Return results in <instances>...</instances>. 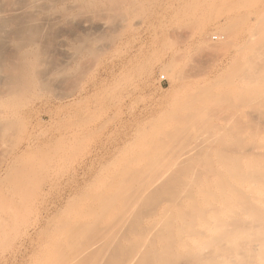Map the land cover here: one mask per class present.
<instances>
[{
  "label": "rangeland",
  "instance_id": "rangeland-1",
  "mask_svg": "<svg viewBox=\"0 0 264 264\" xmlns=\"http://www.w3.org/2000/svg\"><path fill=\"white\" fill-rule=\"evenodd\" d=\"M12 3L1 0L0 7L7 6L9 9L14 5ZM125 5L123 16L118 14V17L111 21V28L102 32L91 30L92 28L81 29L72 22H65L67 25L50 22L52 25L49 23V26L48 22H44L41 27L42 20L36 21L40 25L41 33L44 36L49 33L46 38L51 37L40 47L42 50L39 49L45 59L39 65L31 63V57L21 56L27 41L24 39L26 37L22 38L25 43L20 41L21 34H17L19 27L25 25V18L23 21L21 15L17 16L21 12L13 16L14 12L10 11V15L15 17L13 23L17 29L9 27V31H1L3 34H0V63L3 61L1 64L10 67L11 73L13 70L18 73L19 69H24H21L19 74L23 81H26L23 84L25 87L20 90L22 94L18 92L9 97V94L4 95L1 92L8 90H3L5 86L8 87V77L5 78L7 73L0 76V111H8V116L0 119V264H48L51 242L54 244L55 241L63 239L66 228L71 234H75L71 230H75L77 225L80 228L81 225L72 220V214L83 206L93 209L91 205L97 203V197L107 193L110 188L108 185L113 186L112 177L116 173L126 177L130 172L132 175L139 174L138 176L147 172L144 175L146 176L148 173L156 174L160 170L156 172L153 169L148 172L144 171L146 169L141 170L143 167L140 171L134 168H140L143 164L140 157H144V152L141 153L143 156L136 154L145 142L166 140V145L178 148L179 152L187 147L192 148L194 144L195 147L199 145L202 148L205 135L213 131L214 134L218 133L219 126L226 121V118L222 119L224 114L226 116L229 110H235V107L227 110L226 101H219L225 96V91L226 94L229 92V86L232 87L233 84L235 87L234 84L238 83L236 74H233V79L232 73L247 67L248 54L264 45V0H126ZM5 7L2 9L6 10ZM7 11L5 18H11ZM79 12L74 11V14L78 15ZM45 15L42 16L46 17ZM16 24L21 25L16 27ZM25 28L26 25L23 29ZM94 31L97 33H93ZM61 33L75 37L70 41V51H73V56L75 54L74 58L72 54H65L73 59L63 56L59 51L60 36L57 35ZM11 38H14L13 41L18 38L20 42H13ZM229 39L234 40L230 46L225 43ZM22 43L24 45H21ZM253 89V85L244 84L243 87L236 88V93L250 94ZM198 93L201 95L198 96ZM208 94H213L211 100L210 96H206ZM197 98H208L210 102L202 103ZM221 103L225 108L220 107ZM237 107L246 114V121L249 119L252 123L264 127V113L262 117L260 113L254 115V107L247 102ZM261 107L263 111L264 105ZM168 132L172 134H167ZM206 140L208 141L207 137ZM181 143L187 147L181 148ZM150 144L152 143L149 142ZM149 145H144V150L139 151H145L147 148L150 150ZM153 145L154 143L151 147ZM188 156L182 155L184 161ZM205 156L210 159L209 155ZM198 157L195 159L202 162L204 153ZM214 158L217 160L216 156ZM131 159L133 162L134 159L137 160L134 162L136 164L133 169H126L132 166L128 164ZM197 160L193 158L188 163L181 160L179 170L177 167L171 169L172 173H191ZM190 163L193 166L191 165L189 170L188 167L186 171L181 169ZM197 164L199 166L200 163ZM142 166L145 167L146 164ZM199 167L202 171L203 167ZM194 168L197 171V167ZM197 172L204 173H199V170ZM154 193L148 201L146 199L141 202L145 203V206L140 203L134 216L130 218L132 221L128 219L119 226V234L110 243L112 248L108 244L103 252H96L98 256L103 254L104 258L101 256L105 259V264H114L119 259L125 261L131 253L127 245L129 242L124 241L123 244L122 237L126 236L131 226H135L137 221L140 222L139 220L153 210L151 207L160 198L158 193ZM13 201L19 204V210L16 209L19 213L14 217L12 214L8 216L7 211L3 214V206ZM92 219H96L93 220V225H88L92 221L89 220L86 228L82 230L86 234L76 238L83 241L77 240L76 244V240H72L75 245L72 244L71 247L75 249L85 246L81 244L87 245L105 228L101 225L106 224L100 223L99 219ZM62 227H65V231L61 230ZM87 228L89 230H86ZM73 235H70L71 238ZM60 243L63 244V240L58 242L59 248L62 246ZM65 248L62 251L60 248L59 253L67 256L69 248ZM117 249L122 252L118 253ZM69 251L71 258L78 252L71 248ZM87 255L91 256L90 252ZM70 257L67 259L72 262ZM88 258L90 257L85 255L81 262L87 261ZM102 258L99 257V260ZM78 259L74 257L73 261ZM99 260L95 263L90 260V263L98 264ZM75 262L78 264L80 260ZM99 262L101 264L102 261Z\"/></svg>",
  "mask_w": 264,
  "mask_h": 264
},
{
  "label": "bare ground",
  "instance_id": "bare-ground-1",
  "mask_svg": "<svg viewBox=\"0 0 264 264\" xmlns=\"http://www.w3.org/2000/svg\"><path fill=\"white\" fill-rule=\"evenodd\" d=\"M8 1H10L11 3L13 1L12 4L14 5L11 4L12 5L11 7L13 6L15 7L13 8L10 7L11 9L9 8L10 9L9 10L8 8H6L7 6L5 7L1 5L0 15L1 13L3 14L1 15L2 19L0 18L2 22V23L0 22L1 25L0 34H3L1 33V31L4 32L9 31V27H12V29L15 30L17 29L15 28V24L13 23L15 19V17L13 16L15 14H17L18 12L24 13V15L27 14V16L25 17L24 15L22 16L21 13L17 14V16L21 15L20 17H23V21L25 18L24 24L26 25V28L23 29L25 25H23V27L20 28L21 24H16V27L20 26L19 27L20 30L18 29L19 34H17V36L21 34L19 40L23 41L22 38L26 37L24 39L27 41V42L25 41L26 42L25 50L23 49L24 52L23 54L21 53L22 54L21 56H23V58L31 57L33 60L31 61V63L35 62V64L37 63L38 65L42 63L44 59L43 58L44 54L40 52L42 50L40 47H42L45 40L50 37L49 36L46 38V36L49 33L46 34L45 36L43 35V33H41L42 30L39 28V26L41 25L42 27L44 22L45 23L48 22L47 26H49L50 22L56 25H64L66 24L65 22H69V23L72 22V23H76L77 26L81 27V29L88 30L89 28L90 29L92 28L91 30L95 29L96 31L98 30L99 32L100 31L102 32L105 29L108 30L109 27L113 25L111 21H114L115 18L118 17V14L121 16V14L126 8L125 5L126 0H107V1L106 0L104 1L102 0H8ZM2 7H5L6 10L2 9ZM6 11L9 12V16H11L10 15L11 12L12 13L14 12L13 14L11 13L13 16H11V18L10 17L5 18L7 15V13L6 15H4ZM74 11H80V12L77 15L74 14ZM43 14H46L47 16L45 15L46 17H44L42 16ZM27 17H29V19H27ZM18 19L19 18H17V20ZM36 21L39 22L41 21L42 23H40L39 25L38 22ZM34 23L38 24V26L35 25ZM52 23H50V25H52ZM16 33L17 31L15 32V34ZM93 33H97V32L94 31ZM7 35H9V33ZM68 35L65 33L64 34L61 33V35H57V37L60 36L59 38L60 43L58 42L59 51L61 52V54L63 53V56L65 54L67 55L72 54V57L74 58L75 54L73 56V51H70L71 49L70 41L75 39V37H73L72 35H71L72 37H70V35L69 36ZM14 38H16V36H14ZM14 38H11L12 41ZM232 39L226 41L225 42L226 45L228 46L232 45L234 42V40ZM15 40L19 41L18 38ZM24 43H22L21 45H24ZM78 46L80 45H77V47ZM77 47H75V49ZM70 57L71 56L67 58ZM11 60L13 61V59ZM1 63H0V76L5 75V73L8 74V75L6 74V77L3 76L5 78L8 77V80H6L7 81L6 84L8 87L5 88L6 87L5 86L3 90L5 89L8 90L1 91L2 94L4 95L9 94L8 95L9 97L12 95L15 96L18 92L22 94L20 90L21 88L25 87L23 86V84H25L24 81H26V80L23 81L21 74H19L22 68L18 64V67L21 68L19 69L20 71L16 73L17 71L13 70V72L11 73V71L9 70L10 67L8 68L6 65H3ZM23 70L24 69H22V71ZM235 71L236 73L233 72L232 75L236 74V80H238V83L235 80H233L235 78V76L233 75L232 80L236 82V84H234L235 87H233V84L232 87L229 86V90L226 89L229 91V92L227 91L228 92L227 94L224 87L223 91H225L224 93L225 96L221 93V95L224 97L221 96L222 100L219 101L223 103L224 101H226L225 105L228 106L226 107V109L235 107V110L234 111L233 109L229 110L227 112L228 115L226 114V116L225 114L223 116L222 113L223 116L222 119L226 118L225 119L226 121H224L225 123L222 126H219V129H217L218 133L214 134V131L211 133L208 132L210 136L208 137L209 134H207V136L205 135L204 138L205 141L202 142L204 144L201 143L202 148L198 145L200 149L197 148L198 146L195 147L194 146L195 144L192 145L194 148L193 147L188 148L187 145H183V143H181L182 144V145L180 144L181 148L185 149L184 146H186L187 148L185 149L186 151L180 150V152L177 150L178 148L174 146L172 147L169 144L166 145L167 144L166 140H164L166 143L162 142L160 139H156L155 142L153 140L150 141L148 140L152 144L154 143L153 147H151L152 144L149 145L148 141L145 142L146 144L144 143V145H146V147L149 145L151 149L150 150L149 148L145 149V151L149 150L148 152L147 151L140 152L141 150H144L143 149L144 145H142L140 148L141 150L139 149L140 151L138 150V153L136 155L140 153L141 156L142 155L141 153L144 152L143 154L144 157L139 156L141 158L140 159L136 156V158L138 160L140 159V161H142L143 159L142 162L144 165L146 164V166L145 167L142 166L143 164L141 163L142 165L140 164L141 165L140 168L138 167H134V168H137L139 170L143 167L141 170L146 169L144 171L148 170V172L149 170H153V169H155L156 172L159 169L162 171L159 172L160 171L159 170L158 171L159 173L157 172L156 174L154 173L155 172L154 171L152 173H154L155 175L154 174L151 175L148 173L146 174V176L144 175L147 172H145L143 176L141 175L138 176L139 174L132 175V173L129 171L130 173L126 172L129 174V176L126 174V177L121 173H120L121 175H118L116 173L117 176L114 175L112 177L114 178L113 182L115 184L111 182L112 180L110 181V183H112L113 186L108 185L110 187L108 189L109 191L107 190V193H103L99 195V197H97L96 199L97 203L94 202L95 205L94 204L91 205L93 206V209H90V207L87 208L83 206L76 213L72 214L74 218V219L72 218V220H74V222L76 223L78 222L77 224L81 225L80 228L77 225L78 228L76 227L75 230L74 229L71 230L74 231L75 234L73 233L74 234L73 235L71 234L72 232H69L70 230H67V228L65 229L66 226L64 228L63 227L61 228V230L63 229V231L65 230L67 231L65 234H63V237L61 235L63 232L61 231V234L59 233L60 234L59 236L63 238L61 239L59 237L61 240L59 239L60 241H58L61 242L63 240V244L60 243L62 245L60 247L61 249L59 248V244L57 241H55L54 244L51 242L52 240L50 241L51 251L48 257L49 258L48 264H62L63 261H64L63 264H72V262H74L73 264H75L76 263L75 261L78 262V260H80L78 264H81L82 263L81 258H83L85 255L86 257H90V258H88L87 260L88 262L84 260V262H86V263L83 262L84 264H91L90 260L92 263H95L97 260H99V257L102 258L103 256L102 253L99 256L96 255V252L97 254L100 251L103 252L102 250L106 249L105 247L114 241L113 239H115L117 234H119L117 233L119 226L126 223L128 219L131 220L130 218L134 216V213L137 210L140 203L146 199L148 201L149 200L148 198L152 197L153 195L152 193L154 192L158 193L157 195H159L160 198H158V201H156L153 207H151V209L153 210L150 211L148 214H146L143 217V219L139 220L140 222L137 221V224H135V226H131V229L128 230V233H126V236L124 235L122 237L123 244H125L124 241L129 242L127 245H129L131 249V253L126 257L125 261L123 260L124 262L122 261V259L121 261L119 259V261L116 260L114 264L117 263L118 264H264V127L262 125H259L258 123L255 122L252 123V120L248 119V121H246L245 118L246 114L243 111H240L237 107L238 105L247 102V104H250L252 107H254V109L252 108V113H254L253 110L256 111L254 115L260 113L259 115H261V117L263 116L264 110L262 111L260 107L261 105L262 106L264 105V45L262 47L260 46L258 50L254 49V51H251V53L248 54L247 67H244L239 70L237 69ZM47 72L51 73L52 71L51 72L47 71ZM49 73L48 76L46 75L47 77H49ZM229 79H227L228 82ZM244 84L253 85L255 89H253L250 94L247 93L244 94L243 92L242 94L236 93V88L238 87L241 88L244 86ZM200 95L201 94H199L198 96ZM206 96H210V95L208 94ZM211 96L209 97V100L212 99ZM207 99L205 100L203 98V100L202 99H198V100H200L199 102L202 101L210 102ZM222 106L223 104L220 107L225 108V106L223 107ZM230 111L233 112L230 113ZM6 116H8V111L1 110L0 119H4L6 118ZM175 130H176L175 132L178 133L177 128H175ZM171 132H168L167 134L171 135L172 134ZM174 136L177 137L176 134ZM206 137L208 141L206 140ZM182 141L184 140H181V142ZM184 143L186 142L184 141ZM203 153H204V157L203 159L201 158L203 160L202 162L201 160L199 162L197 158L195 159L196 156L198 157V155H202ZM182 155H189V156L184 161ZM205 155H209L210 157L208 158L210 159H207ZM145 156H147L148 158ZM214 156L217 157V160H215L216 158H214ZM193 158L195 161L197 160L196 166L195 165L193 166L190 163L189 166L186 167L183 166L181 169L184 168L183 170L186 171L187 167H188L187 170H189L193 166L191 170L196 171L195 170L196 168L194 167H197V171L199 170V173L202 171H204V173L198 174L197 171L196 172L190 171L191 173L189 174L186 171V173H181L183 175L181 174L179 175V173L173 174L174 172L172 173V170L174 168L176 167L178 168L180 166L179 164L181 163V160L184 161L183 163L185 162L188 163L189 160H192ZM135 159L134 162L137 161ZM134 162L133 159H131V162L129 161L128 164L130 163L132 164V166L129 164V166L131 167H127L126 169L129 168L130 170L131 168L133 169V165L136 164ZM183 163L182 165H184ZM197 163L203 164L201 166L199 164L200 167H203L202 171L198 169L199 166ZM138 170L136 171L138 172ZM17 171L19 172V170ZM30 171L31 170H29V172ZM17 177L14 178L17 179ZM18 184L20 185V183ZM7 204L8 203H6V206L5 205L3 206L2 203V206L5 207L3 208L5 211L3 214L8 212L7 213L8 216L11 214L13 217L16 216L19 213L17 212L19 210V208L17 209V205L19 204H15L14 201L13 203L10 202L8 205ZM141 204L144 205L145 203L144 204L141 203ZM13 210H15L14 211L16 212L15 214ZM92 218L99 219L100 223H102L103 225L106 224L105 226L101 225L102 228L104 227L105 228L101 230L102 231L101 233L99 232V236H96V239H92L94 241L90 240L89 241L90 243L88 242L89 245L86 242L87 245L81 244L85 246L74 249L73 247H71L72 244L75 245L74 244L75 242H72V240H76V238H78L81 234H86L83 233L82 230L86 228L87 224L89 223V220L92 221H90L91 223L88 225L91 224L93 225L94 219ZM1 219L2 218L0 217V220ZM94 221H96V219ZM3 222H5L4 219ZM76 223H74V225ZM131 224H133V222ZM123 227L120 228L123 229ZM88 228L86 230H89ZM70 235H73L74 239L73 237L71 238ZM94 236L95 235H93V237ZM77 240H76V244H78ZM80 241L83 240L81 239ZM80 241L79 244L81 243ZM120 242L121 241H119V243ZM121 246L123 247V245ZM62 247L63 248L67 247V249L69 248L67 250V256L65 254L66 251L65 253L63 252L65 255L61 253L62 256L59 253V249L60 251H62L63 249ZM70 248L71 250L72 249L75 251L78 250V252L76 253H74L75 251H71L74 254H76V256L74 255V257H76L77 259L79 257L78 260L73 261L74 257L71 258L69 256ZM118 251L119 250L117 249V252ZM125 251L127 250L125 249ZM89 252L91 256L87 255ZM73 253L71 254V256L73 255ZM80 254H82L81 255L82 257H80ZM69 257L71 258L70 261L72 262H69V260L67 259ZM103 258L99 260L103 262V263L101 262V264H105L104 261L105 259L103 260ZM135 259L137 260L135 261ZM99 261L97 262L98 264L100 263Z\"/></svg>",
  "mask_w": 264,
  "mask_h": 264
},
{
  "label": "built area",
  "instance_id": "built-area-1",
  "mask_svg": "<svg viewBox=\"0 0 264 264\" xmlns=\"http://www.w3.org/2000/svg\"><path fill=\"white\" fill-rule=\"evenodd\" d=\"M162 78H164V77H162Z\"/></svg>",
  "mask_w": 264,
  "mask_h": 264
}]
</instances>
